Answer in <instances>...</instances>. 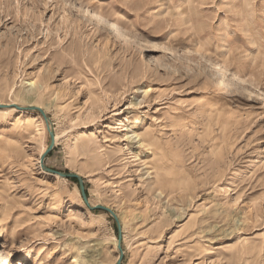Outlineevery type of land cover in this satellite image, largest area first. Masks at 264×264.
<instances>
[{
  "label": "rangeland",
  "instance_id": "374dc122",
  "mask_svg": "<svg viewBox=\"0 0 264 264\" xmlns=\"http://www.w3.org/2000/svg\"><path fill=\"white\" fill-rule=\"evenodd\" d=\"M13 102L122 264H264V0H0ZM49 144L0 109V264H116Z\"/></svg>",
  "mask_w": 264,
  "mask_h": 264
},
{
  "label": "water",
  "instance_id": "95a60500",
  "mask_svg": "<svg viewBox=\"0 0 264 264\" xmlns=\"http://www.w3.org/2000/svg\"><path fill=\"white\" fill-rule=\"evenodd\" d=\"M9 106H13V107L18 108V109L24 108V109L37 110L41 113V115L43 116V118L46 122L47 130H48L49 135H50V144H49L47 150L44 152V154L41 157V164H42L43 168L46 171L53 173V174H57L61 177L77 179L79 182L80 192H81L82 198H83L84 202L86 203V205L92 210H103V211L111 214V216L114 218V220L116 222V226H117V230H118V237H117L118 238V245H117V247H118V251H119V258H118L116 264H122L124 256H125V250L123 248L124 235H123L122 224H121V221H120L117 213L112 208L106 207L104 205H101V204L92 205L90 203L89 197H88L87 192H86L85 184H84V179L79 174L73 173V172L57 171V170L51 169L45 165L46 157L54 149L55 144H56L55 131L53 130L52 123H51L49 117L47 116L45 110L41 107L34 106V105L27 106V107H21L17 104H10V105L0 104V109L6 108Z\"/></svg>",
  "mask_w": 264,
  "mask_h": 264
},
{
  "label": "bare ground",
  "instance_id": "6f19581e",
  "mask_svg": "<svg viewBox=\"0 0 264 264\" xmlns=\"http://www.w3.org/2000/svg\"><path fill=\"white\" fill-rule=\"evenodd\" d=\"M185 9V8H184ZM187 9V8H186ZM188 11V10H187ZM90 13L93 15L94 18H96L97 20H99L100 22L104 23L105 25L109 26L110 29H112L114 31V33H116V35H119L120 33V27L118 26V24L115 22V21H109L107 20L104 16H102L100 13L94 11V10H91ZM101 23V24H102ZM223 68V67H221ZM224 73V72H223ZM31 102V101H29ZM12 104H19L17 102H13ZM35 103L33 104H30L31 105H34ZM6 105H9V104H6ZM36 106V105H35ZM38 107H41L43 108L41 105H37ZM52 122V121H51ZM53 127V126H52ZM53 130L55 131V137H56V142L59 138V136L57 135L56 133V130L55 128L53 127ZM61 177V176H60ZM116 246L118 245V238H116ZM117 250H118V247H117ZM118 258H119V251H118Z\"/></svg>",
  "mask_w": 264,
  "mask_h": 264
},
{
  "label": "trees",
  "instance_id": "16d2710c",
  "mask_svg": "<svg viewBox=\"0 0 264 264\" xmlns=\"http://www.w3.org/2000/svg\"><path fill=\"white\" fill-rule=\"evenodd\" d=\"M74 179V178H73ZM77 180V179H76Z\"/></svg>",
  "mask_w": 264,
  "mask_h": 264
}]
</instances>
